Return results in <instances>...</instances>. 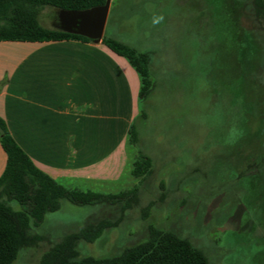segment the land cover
Here are the masks:
<instances>
[{
    "label": "rangeland",
    "instance_id": "374dc122",
    "mask_svg": "<svg viewBox=\"0 0 264 264\" xmlns=\"http://www.w3.org/2000/svg\"><path fill=\"white\" fill-rule=\"evenodd\" d=\"M236 10L224 0H111L104 36L150 54L153 87L140 101L138 143L128 144L120 180L103 192L137 186V198L125 211L63 201L13 264H41L66 234L104 218L119 224L79 240L81 258L118 254L156 226L188 238L210 264H264V16L254 0ZM57 18L56 8L41 11L44 26ZM247 31L257 48L242 71ZM140 153L152 160L144 178L131 172Z\"/></svg>",
    "mask_w": 264,
    "mask_h": 264
},
{
    "label": "crops",
    "instance_id": "0c3cea01",
    "mask_svg": "<svg viewBox=\"0 0 264 264\" xmlns=\"http://www.w3.org/2000/svg\"><path fill=\"white\" fill-rule=\"evenodd\" d=\"M140 87L102 41H0V117L36 166L69 188L103 192L120 180ZM6 163L0 142V177Z\"/></svg>",
    "mask_w": 264,
    "mask_h": 264
},
{
    "label": "trees",
    "instance_id": "16d2710c",
    "mask_svg": "<svg viewBox=\"0 0 264 264\" xmlns=\"http://www.w3.org/2000/svg\"><path fill=\"white\" fill-rule=\"evenodd\" d=\"M107 0H0V41H59L92 39L68 33L56 27L44 26L40 19L45 7L68 10H83L103 5ZM219 1V0H218ZM215 0V2H218ZM236 9L242 0H224ZM221 2V1H220ZM255 8L264 16V0H254ZM222 3V2H221ZM242 71L249 61V53L256 51V39L252 31L241 36ZM102 43L116 54L125 57L140 76V101L147 100L153 82L150 78L151 57L147 52L113 37L103 36ZM244 73V72H243ZM142 117H147L143 110ZM135 121L129 130V144L138 143ZM0 142L7 154L6 168L0 177V264H13L22 248L34 244L38 236L33 233L44 222L49 212L61 208L63 201L76 205L111 206L121 205L122 211L133 206L138 187L116 193L69 188L56 181L36 166L31 157L17 143L6 122L0 117ZM152 160L140 153L133 162L132 175L144 178L151 172ZM19 207H15L13 202ZM119 221L104 218L89 221L78 231L66 234L48 250L41 264H210L209 257L188 238L180 234L150 226L147 237L120 253L105 259L88 256L81 258L78 241L94 242L107 229L118 226Z\"/></svg>",
    "mask_w": 264,
    "mask_h": 264
},
{
    "label": "water",
    "instance_id": "95a60500",
    "mask_svg": "<svg viewBox=\"0 0 264 264\" xmlns=\"http://www.w3.org/2000/svg\"><path fill=\"white\" fill-rule=\"evenodd\" d=\"M111 0L105 4L83 10L57 9L59 23L56 28L62 31L83 35L94 42L102 41L109 15Z\"/></svg>",
    "mask_w": 264,
    "mask_h": 264
},
{
    "label": "flooded vegetation",
    "instance_id": "af4514ba",
    "mask_svg": "<svg viewBox=\"0 0 264 264\" xmlns=\"http://www.w3.org/2000/svg\"><path fill=\"white\" fill-rule=\"evenodd\" d=\"M59 23V21L57 20V24Z\"/></svg>",
    "mask_w": 264,
    "mask_h": 264
}]
</instances>
